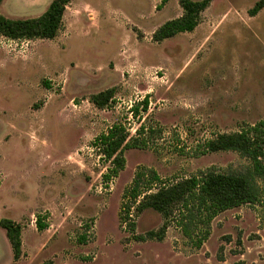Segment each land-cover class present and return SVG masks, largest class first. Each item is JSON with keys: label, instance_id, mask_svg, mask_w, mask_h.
Returning a JSON list of instances; mask_svg holds the SVG:
<instances>
[{"label": "rangeland", "instance_id": "obj_1", "mask_svg": "<svg viewBox=\"0 0 264 264\" xmlns=\"http://www.w3.org/2000/svg\"><path fill=\"white\" fill-rule=\"evenodd\" d=\"M162 1L72 0L55 39L0 37V220L23 226L18 261L0 227V264H264V204L218 215L198 250L124 197L143 169L171 183L211 168L244 172L250 161L237 152L199 150L264 120V9L249 14L259 0H213L194 32L157 43L155 31L183 15L180 0ZM51 2L4 0L0 13L39 17ZM111 88L109 107L90 102ZM146 96L147 112L132 115ZM115 124L161 136L127 150L106 183L111 164L93 143ZM167 221L163 241L138 239Z\"/></svg>", "mask_w": 264, "mask_h": 264}, {"label": "trees", "instance_id": "obj_2", "mask_svg": "<svg viewBox=\"0 0 264 264\" xmlns=\"http://www.w3.org/2000/svg\"><path fill=\"white\" fill-rule=\"evenodd\" d=\"M4 0H0V6ZM72 0H52L46 11L34 18H7L0 13V37L14 40H53L63 27L67 7ZM169 0H163L162 5ZM213 0H180L183 15L160 26L153 35L157 43L171 39L181 33H192L201 23L202 13ZM264 9V0L256 2L249 11L256 16ZM116 88L95 94L90 102L99 109L111 105ZM149 98L131 107V114L138 116L147 112ZM161 136V132L151 131L141 125L136 135L131 136L121 124H115L107 133L98 137L93 147L98 155L111 166L103 175L109 183L126 167L125 152L131 149H145L152 140ZM200 154L207 152L234 151L250 161V167L244 172H221L215 169L200 171L188 178L175 182H165L153 169H143L136 173L133 182L126 189L124 197L135 201V210L141 213L152 209L181 229L190 245L200 250L211 236L213 220L223 212L243 205L264 204V120L248 126L246 129L230 134H219L204 142ZM130 213V208H128ZM168 221L158 230L149 232L140 241L156 239L163 241L168 230ZM38 231L47 229L40 217L37 218ZM0 227L6 231L11 243L14 258L20 260L23 254L22 230L20 223L11 219H1ZM88 241L81 236L79 243ZM243 264V263H241Z\"/></svg>", "mask_w": 264, "mask_h": 264}, {"label": "built area", "instance_id": "obj_3", "mask_svg": "<svg viewBox=\"0 0 264 264\" xmlns=\"http://www.w3.org/2000/svg\"><path fill=\"white\" fill-rule=\"evenodd\" d=\"M1 38H2V37H1ZM3 39H5V38H3ZM5 41L8 42V43H11V44L17 42V41H14V40H8V39H5ZM22 41H23V40H22ZM24 41H26V40H24Z\"/></svg>", "mask_w": 264, "mask_h": 264}]
</instances>
